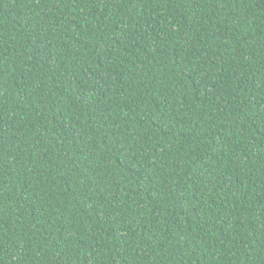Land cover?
I'll use <instances>...</instances> for the list:
<instances>
[{
	"label": "trees",
	"instance_id": "1",
	"mask_svg": "<svg viewBox=\"0 0 264 264\" xmlns=\"http://www.w3.org/2000/svg\"><path fill=\"white\" fill-rule=\"evenodd\" d=\"M0 264H264V0H0Z\"/></svg>",
	"mask_w": 264,
	"mask_h": 264
}]
</instances>
